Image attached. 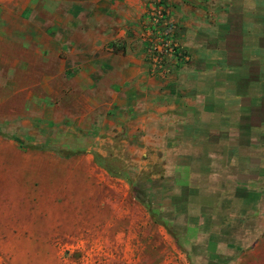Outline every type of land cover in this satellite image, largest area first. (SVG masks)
Instances as JSON below:
<instances>
[{"label":"rangeland","instance_id":"374dc122","mask_svg":"<svg viewBox=\"0 0 264 264\" xmlns=\"http://www.w3.org/2000/svg\"><path fill=\"white\" fill-rule=\"evenodd\" d=\"M91 6L0 0V264H264V198L187 224L122 158L120 132L102 141L104 114L69 65L105 20Z\"/></svg>","mask_w":264,"mask_h":264},{"label":"crops","instance_id":"0c3cea01","mask_svg":"<svg viewBox=\"0 0 264 264\" xmlns=\"http://www.w3.org/2000/svg\"><path fill=\"white\" fill-rule=\"evenodd\" d=\"M151 1L90 0L106 16L73 49V83L94 92L106 146L120 132L122 158L159 180L170 212L204 225L227 200L264 198V0H163L186 54L166 75L146 59Z\"/></svg>","mask_w":264,"mask_h":264},{"label":"built area","instance_id":"2783aa9c","mask_svg":"<svg viewBox=\"0 0 264 264\" xmlns=\"http://www.w3.org/2000/svg\"><path fill=\"white\" fill-rule=\"evenodd\" d=\"M165 16L163 0H153L146 10L143 24L146 59L150 70L164 75L186 58L183 47L175 37L174 25L166 21Z\"/></svg>","mask_w":264,"mask_h":264}]
</instances>
